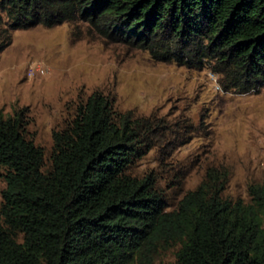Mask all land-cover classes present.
Returning <instances> with one entry per match:
<instances>
[{
  "label": "trees",
  "instance_id": "16d2710c",
  "mask_svg": "<svg viewBox=\"0 0 264 264\" xmlns=\"http://www.w3.org/2000/svg\"><path fill=\"white\" fill-rule=\"evenodd\" d=\"M61 23L207 67L225 90L264 84V0H0L5 44L12 30ZM153 129L94 91L52 130L46 162L22 114H0V264H155L170 248L169 264H264V182L231 199L225 175L209 170L167 209L156 178L129 171Z\"/></svg>",
  "mask_w": 264,
  "mask_h": 264
},
{
  "label": "rangeland",
  "instance_id": "374dc122",
  "mask_svg": "<svg viewBox=\"0 0 264 264\" xmlns=\"http://www.w3.org/2000/svg\"><path fill=\"white\" fill-rule=\"evenodd\" d=\"M4 30L0 25V114H22L26 135L43 148L46 162L52 130L98 91L115 110L152 122L151 147L129 171L153 175L167 209L209 170L225 175L222 194L231 199L248 201L249 184L264 182V84L225 90L207 67L155 60L87 32L84 24L15 29L8 44ZM5 184L0 168V202ZM175 251H162L155 264L174 263Z\"/></svg>",
  "mask_w": 264,
  "mask_h": 264
},
{
  "label": "built area",
  "instance_id": "2783aa9c",
  "mask_svg": "<svg viewBox=\"0 0 264 264\" xmlns=\"http://www.w3.org/2000/svg\"><path fill=\"white\" fill-rule=\"evenodd\" d=\"M39 71H43L44 69L43 68H37ZM33 73V70H30V74H32Z\"/></svg>",
  "mask_w": 264,
  "mask_h": 264
}]
</instances>
